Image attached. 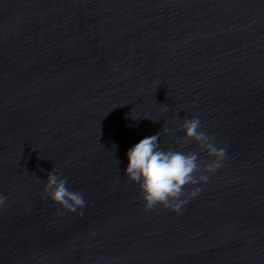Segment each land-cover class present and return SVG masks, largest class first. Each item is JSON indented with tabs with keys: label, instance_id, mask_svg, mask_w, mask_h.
<instances>
[{
	"label": "water",
	"instance_id": "95a60500",
	"mask_svg": "<svg viewBox=\"0 0 264 264\" xmlns=\"http://www.w3.org/2000/svg\"><path fill=\"white\" fill-rule=\"evenodd\" d=\"M194 115L221 167L145 211L126 149L167 127L199 173ZM0 193V264H264V0H0Z\"/></svg>",
	"mask_w": 264,
	"mask_h": 264
},
{
	"label": "clouds",
	"instance_id": "9594fccd",
	"mask_svg": "<svg viewBox=\"0 0 264 264\" xmlns=\"http://www.w3.org/2000/svg\"><path fill=\"white\" fill-rule=\"evenodd\" d=\"M148 118V117H145ZM176 130H182L184 139L195 141L200 150L211 157L199 173L197 152L179 149L161 148V132L170 133L173 129L161 127L160 131L144 136L128 147L124 153L125 166L123 175L137 185L142 206L145 211L160 205L178 212L187 203L184 186L191 185L190 195L200 192V187L208 180L209 173L221 167L225 149L213 142L212 137L201 130L200 119L192 116L176 124ZM42 191L47 198L57 204L63 212L82 214L85 205L83 195L67 186V180L59 172L50 170L46 173ZM6 199L0 193V204Z\"/></svg>",
	"mask_w": 264,
	"mask_h": 264
}]
</instances>
